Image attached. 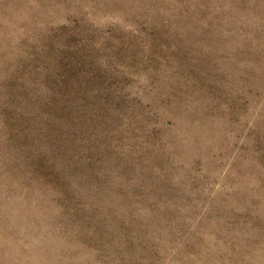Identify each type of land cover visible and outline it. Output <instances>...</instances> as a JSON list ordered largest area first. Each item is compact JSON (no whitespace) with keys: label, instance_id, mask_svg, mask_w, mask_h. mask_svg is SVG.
<instances>
[{"label":"rangeland","instance_id":"1","mask_svg":"<svg viewBox=\"0 0 264 264\" xmlns=\"http://www.w3.org/2000/svg\"><path fill=\"white\" fill-rule=\"evenodd\" d=\"M0 264H264V0H0Z\"/></svg>","mask_w":264,"mask_h":264}]
</instances>
